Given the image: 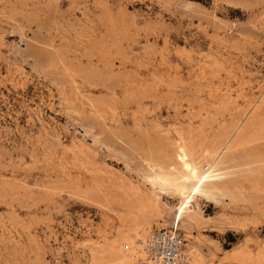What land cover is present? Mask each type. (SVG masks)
<instances>
[{
    "label": "rangeland",
    "instance_id": "374dc122",
    "mask_svg": "<svg viewBox=\"0 0 264 264\" xmlns=\"http://www.w3.org/2000/svg\"><path fill=\"white\" fill-rule=\"evenodd\" d=\"M259 102L264 0H0V264H121L147 160ZM260 187L193 204L203 264H264Z\"/></svg>",
    "mask_w": 264,
    "mask_h": 264
},
{
    "label": "bare ground",
    "instance_id": "6f19581e",
    "mask_svg": "<svg viewBox=\"0 0 264 264\" xmlns=\"http://www.w3.org/2000/svg\"><path fill=\"white\" fill-rule=\"evenodd\" d=\"M260 103L214 134L202 147L182 138L176 145L175 157L166 156L170 166H166V158L147 160V174L142 178L143 184L150 185L151 194L130 186L128 190L133 194L126 191V195L130 203L138 204L131 207L137 210L125 213V224L111 244L121 264H137L136 242L154 230V222H168L167 217H171L172 225L178 222L179 227L188 221L199 223L204 218L192 210L198 199L210 201L220 197L238 203L245 197L251 198L252 192L261 188L264 183V105ZM164 194L176 201L174 207L158 204V197ZM109 202H115L111 196ZM123 241L128 243L124 245L125 253L121 254L123 250L120 251L119 246ZM127 247L132 249L127 252ZM188 249L189 264H203L197 249L189 244Z\"/></svg>",
    "mask_w": 264,
    "mask_h": 264
},
{
    "label": "built area",
    "instance_id": "2783aa9c",
    "mask_svg": "<svg viewBox=\"0 0 264 264\" xmlns=\"http://www.w3.org/2000/svg\"><path fill=\"white\" fill-rule=\"evenodd\" d=\"M131 249L127 247L126 251ZM134 250L137 264H189L191 259L188 240L178 222L161 229L155 227L137 240Z\"/></svg>",
    "mask_w": 264,
    "mask_h": 264
}]
</instances>
